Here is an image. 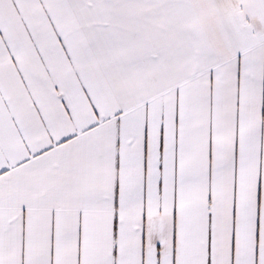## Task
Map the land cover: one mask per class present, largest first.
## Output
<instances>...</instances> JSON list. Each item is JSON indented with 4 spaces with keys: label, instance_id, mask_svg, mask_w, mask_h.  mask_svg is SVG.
Listing matches in <instances>:
<instances>
[{
    "label": "snow or ice",
    "instance_id": "obj_1",
    "mask_svg": "<svg viewBox=\"0 0 264 264\" xmlns=\"http://www.w3.org/2000/svg\"><path fill=\"white\" fill-rule=\"evenodd\" d=\"M0 264H264V0H0Z\"/></svg>",
    "mask_w": 264,
    "mask_h": 264
}]
</instances>
